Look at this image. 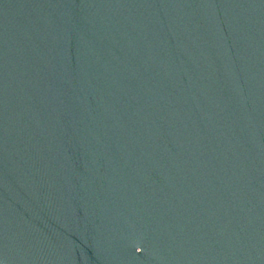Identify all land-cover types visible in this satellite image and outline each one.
<instances>
[{
  "label": "water",
  "instance_id": "water-1",
  "mask_svg": "<svg viewBox=\"0 0 264 264\" xmlns=\"http://www.w3.org/2000/svg\"><path fill=\"white\" fill-rule=\"evenodd\" d=\"M0 264H264V0H0Z\"/></svg>",
  "mask_w": 264,
  "mask_h": 264
},
{
  "label": "clouds",
  "instance_id": "clouds-1",
  "mask_svg": "<svg viewBox=\"0 0 264 264\" xmlns=\"http://www.w3.org/2000/svg\"><path fill=\"white\" fill-rule=\"evenodd\" d=\"M136 251H137V252H140V251H142V249L139 248V247H137V248H136Z\"/></svg>",
  "mask_w": 264,
  "mask_h": 264
}]
</instances>
